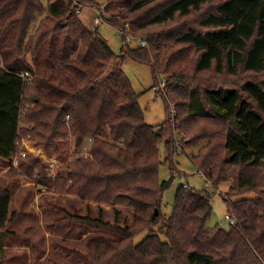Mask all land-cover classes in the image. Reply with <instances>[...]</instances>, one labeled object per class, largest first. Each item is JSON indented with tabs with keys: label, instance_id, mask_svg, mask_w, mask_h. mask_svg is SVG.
<instances>
[{
	"label": "trees",
	"instance_id": "16d2710c",
	"mask_svg": "<svg viewBox=\"0 0 264 264\" xmlns=\"http://www.w3.org/2000/svg\"><path fill=\"white\" fill-rule=\"evenodd\" d=\"M77 1L94 9L106 2L105 24L146 45L127 42L117 56L99 27L81 22L73 0H47L48 8L44 0H0V163L13 178L97 204L98 219L75 220L120 237L92 239L90 257L59 247L61 253L77 264H264V0ZM191 52L195 60L188 62ZM129 61L149 66L154 86L166 80L158 93L168 109L175 104L187 133L213 121L215 128L193 134L212 147L192 163L213 188L235 170L223 198L237 221L230 231L208 227L214 191L207 186L183 185L172 215L164 214L170 184L159 176V147L175 177V157L193 148V136L180 146L171 130L162 135L146 123L124 73ZM70 136L80 149L76 161L47 169L27 153L14 166L24 137L60 153ZM90 142L87 158L82 150ZM11 202V184L0 187V235L7 241L17 238Z\"/></svg>",
	"mask_w": 264,
	"mask_h": 264
},
{
	"label": "rangeland",
	"instance_id": "374dc122",
	"mask_svg": "<svg viewBox=\"0 0 264 264\" xmlns=\"http://www.w3.org/2000/svg\"><path fill=\"white\" fill-rule=\"evenodd\" d=\"M44 4L45 8H48L47 0H44ZM81 12L80 18L82 22L91 30L93 28L95 30L94 20L97 17L95 10L86 7ZM179 25H182V23L179 22ZM33 28H36V24ZM98 29L99 34L105 38L113 52L117 56H122L125 51V45L119 32L108 24H103ZM131 47L136 46L131 45ZM188 56L189 60L187 61L192 62L195 60L196 54L191 52ZM175 60L177 61V59ZM182 60L185 62L184 59ZM124 73L128 75L134 91L139 95V104L144 113L146 123L156 126V130H159L160 134L163 135L171 130L180 146L181 144L184 146L185 140L191 138L193 134L201 132L204 125H208V128H215L213 123H209L212 120H203L187 133L181 120H177L178 112L175 104H169L170 109H168L163 95L159 94V91L155 92L154 75L149 66H142L129 61L124 66ZM165 81L164 79L159 84ZM178 88L183 89V87ZM160 90L162 91V89ZM173 96L174 94H172L171 98ZM181 111L182 109L179 112ZM185 116H188V114L186 113ZM214 124L218 123L214 122ZM218 139L219 136H216V140ZM23 140V147L19 155L15 156L17 165L18 157L27 153H33L36 159L47 169L50 166V161H47L49 157L55 156L61 164L78 159L77 154L80 149L76 147L72 136L69 137L68 141L62 143L63 148H61L60 153L55 151L47 153L42 147L32 142L30 137H24ZM192 143L193 146H190L193 148L186 146L183 148L184 151H181L182 149L179 150V154L175 157L177 162L175 177H173L171 166L165 162L167 157L165 146L161 145L159 147L162 161L159 176L162 182L170 184L163 192L162 198L163 212L167 217L172 215L173 207L176 204L177 190L185 182L197 190L204 189L206 186L205 180L211 182L205 173L200 175L192 161L201 163L202 157L207 152L204 151L203 154V149L206 147L211 148L212 144L205 142V140L196 142L194 136L192 137ZM197 143L200 144L195 146ZM219 154L224 156L222 148ZM209 170L211 171L212 168ZM230 170L231 173H229L227 180L219 181L214 188L212 184L214 193L212 195V218L208 224L210 229H222L225 231H230L231 229L227 219V216L230 215L228 213L229 207L224 200L228 196V190L234 184L233 169ZM9 184H11L12 193L11 214H16L10 231L14 232L17 238L7 241L4 234L0 235V264H53V262L57 264H77L75 259L62 254L59 247L74 250L90 257L89 242L92 239H120L113 232L106 230L96 231L75 220V218L85 217L98 219L101 208L97 204L88 205V202L81 200L78 196L58 194L52 189L45 187L40 189L39 185L27 178L18 176L13 178L7 166L0 163V187L4 188ZM251 197L254 198V196ZM104 210L107 212V221H114L112 209L107 208ZM146 233L141 234L136 239V243H141L145 239Z\"/></svg>",
	"mask_w": 264,
	"mask_h": 264
},
{
	"label": "built area",
	"instance_id": "2783aa9c",
	"mask_svg": "<svg viewBox=\"0 0 264 264\" xmlns=\"http://www.w3.org/2000/svg\"><path fill=\"white\" fill-rule=\"evenodd\" d=\"M73 2L78 7L77 13L80 14L81 10H83L84 7L77 0H73ZM106 7H107L106 2H102L100 5V8L94 9L96 16H97L94 20V27L95 28L99 27L103 23L105 24V18L110 17V15L106 13ZM118 32L122 38L125 37V39L123 40L124 44H127V42H132L134 45H137V46L138 45H142V46L146 45L145 42L140 41L139 39L133 38V36L127 32H123V31H118ZM26 75H28V74H26ZM154 88H155V92H157V91L160 92L161 91L160 89H162L161 92H165L166 91L165 82H162L158 87L155 86ZM91 144H92V142H90L88 144V146H85L82 150L86 154L85 156L87 158L89 155L88 151L90 150ZM57 160H58V158H56L55 156L49 157V159H47V161H50V166H48V167L50 169H54L56 167V165H58L60 163V161L59 160L57 161ZM13 163H14V166H17L16 158L13 159ZM200 175H203V173L200 172ZM205 181H207L206 186L208 188H212V183L208 180H205ZM186 185H187V183L185 182L184 186L186 187ZM227 219H228V222L230 223L231 226L237 225L236 220L233 217H231L230 215L227 216Z\"/></svg>",
	"mask_w": 264,
	"mask_h": 264
},
{
	"label": "crops",
	"instance_id": "0c3cea01",
	"mask_svg": "<svg viewBox=\"0 0 264 264\" xmlns=\"http://www.w3.org/2000/svg\"><path fill=\"white\" fill-rule=\"evenodd\" d=\"M84 8H86V7H84ZM83 8V9H84ZM91 9H94V8H91ZM83 12V11H82ZM82 12L79 14V19L81 20V18H80V16H81V14H82ZM45 16L44 15H42V16H39V18H38V20H37V23H35L36 24V26L38 25V22H39V19L41 18V19H43ZM81 22H82V20H81ZM84 24V23H83ZM89 30H91L86 24H84ZM101 25H103V24H101ZM100 25V26H101ZM99 26V27H100ZM34 30V29H33ZM91 31H95L94 30V28L91 30ZM98 32H99V29H98ZM102 36V35H101ZM103 37V36H102ZM104 38V37H103ZM105 39V38H104ZM175 113V112H174ZM181 150V149H180ZM181 151H183V150H181Z\"/></svg>",
	"mask_w": 264,
	"mask_h": 264
},
{
	"label": "water",
	"instance_id": "95a60500",
	"mask_svg": "<svg viewBox=\"0 0 264 264\" xmlns=\"http://www.w3.org/2000/svg\"><path fill=\"white\" fill-rule=\"evenodd\" d=\"M157 133H160L159 130H157ZM156 216H158V210L155 211Z\"/></svg>",
	"mask_w": 264,
	"mask_h": 264
}]
</instances>
